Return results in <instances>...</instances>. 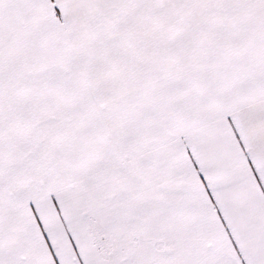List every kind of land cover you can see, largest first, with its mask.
Returning <instances> with one entry per match:
<instances>
[{"label":"snow or ice","instance_id":"1","mask_svg":"<svg viewBox=\"0 0 264 264\" xmlns=\"http://www.w3.org/2000/svg\"><path fill=\"white\" fill-rule=\"evenodd\" d=\"M0 264H264V0H0Z\"/></svg>","mask_w":264,"mask_h":264}]
</instances>
